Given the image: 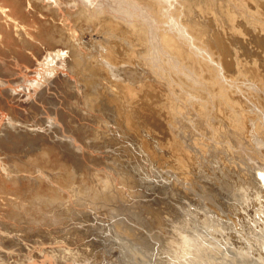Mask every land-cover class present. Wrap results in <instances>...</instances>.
Returning <instances> with one entry per match:
<instances>
[{
    "label": "bare ground",
    "instance_id": "6f19581e",
    "mask_svg": "<svg viewBox=\"0 0 264 264\" xmlns=\"http://www.w3.org/2000/svg\"><path fill=\"white\" fill-rule=\"evenodd\" d=\"M18 1L19 0H17V2ZM47 1L50 6L57 5L58 7L60 6L67 9L68 7L71 9L80 8L76 15L77 18L75 17L78 21L80 20L81 23L85 22L88 26H93L97 24V22L103 21L111 27L112 33L109 34L113 35L117 41L116 43H124L127 41L130 45V52L126 53V56L127 58L130 57L134 59V61L133 63L131 62L133 65L130 64V66H126L127 68L123 66L125 69H122L124 70V78L129 76L132 78L131 80L134 79V82L136 79L138 84L139 82L141 83V87H139V85L136 87L132 82L129 83L127 81L128 83L126 82V84L124 81L126 84L124 85V83L119 80L123 83V86L120 87L123 92L119 88L120 92L124 93V95L129 98V100L127 99L128 101L133 103L137 97L142 96V92L145 90L151 93H159L160 95H156L162 97V103L158 102V107L156 106L157 109L159 111H166L168 115L172 114L171 117L176 118L175 120L178 124L182 127L188 125L189 128L193 130V138L189 139H193L192 144L194 149L195 147L196 149H199V147L202 149L204 146H207V148L210 146L211 149L208 153H212L211 150L217 152L224 151L225 158L227 157L229 162L227 165L225 164L226 168L222 161H220L222 159H218L220 157L217 158L218 154L216 156L217 160L214 159L217 163L221 162V165H224V168L227 170L224 171H226L229 177V182L221 187L220 184L217 185V183L214 182L208 183L204 182L205 180L202 181L201 179L199 180V178L195 180L193 178V190L195 191V193H193V212L198 214L200 212L199 209H202L206 212L205 216L207 217L205 220L212 221V219H214V221L221 224H224L223 222L226 221L225 224H228L230 229L239 234L243 229H246L247 226H250L249 221H255L254 225L256 226V232L258 231L255 246L250 247L249 251H245L242 247L229 248L221 251L215 249L214 242L210 238L211 235L208 236V234L205 235L204 233L202 235L200 233L201 237H199L195 235L198 231H193V264H264V215L257 214L260 209L254 210L256 219L248 216L249 213H246V215L240 214V211H246L250 207H255V205L253 206L252 204H256V202H253L257 198L256 196L264 198V0ZM0 15L2 21H4L3 25L0 24V27L3 26L0 29V85H3L6 81L2 79V77L7 74L13 75V73H11L12 71L10 73L6 71L8 66L5 68V60L1 61L3 55L12 58L10 61L14 63L17 61L18 57L16 55H18L17 53H19V49L21 48L23 51L29 52L30 56L29 59H27L33 60V58L35 59L37 56L33 51V46L38 40L32 37V34L28 31V26L21 22L18 9L5 0H0ZM109 37L111 38V36L103 35V39L97 43L100 48H102L100 51L104 55L100 54L104 57V60L100 63L115 72L120 71L121 68L119 63L121 60H119L118 54L114 50L115 47L113 48V46L110 45L107 46V48V44L105 45V43L111 44L113 41V39ZM11 39H14V42H11ZM107 39H109V41H107ZM50 56L51 60L49 62L39 63L37 59L35 62H30L27 64L28 66L26 65L24 67L28 75H32L35 72L29 70L32 66L37 67V72L42 73V78L45 83L35 81L36 86L42 87L44 85L47 88V85L51 82V79L47 77L50 75L55 76L58 69L65 65V63L62 64L61 61L65 56L63 50L60 52L54 50ZM122 64L123 63H121V65ZM80 65H83V63ZM95 66H97V64ZM78 68H83L82 66L81 68L79 67V61ZM103 69L104 68H102V70ZM115 80L117 82V78ZM246 80L249 84L245 83ZM27 82L30 85L32 84V81L29 79ZM243 85L248 87L245 88ZM115 88L113 89L115 90ZM23 89L28 90L30 93L27 95V98H29L28 101L35 104L37 97L31 94L32 88L23 87ZM113 89L111 90L113 91ZM244 89L247 94L244 92ZM12 90L13 89L6 88L3 92H5V96L8 98H16L21 95L17 89H15V91ZM113 94L116 93L114 92ZM150 95L151 94H149V96ZM247 95H251L253 98ZM102 97L104 99V96ZM124 99L126 100V98ZM124 99L121 100L123 101ZM138 100L141 101V99ZM136 102L138 103L136 106L138 105L141 107L144 105L142 103L140 106V102ZM96 105L98 106V104ZM39 108L42 114L46 115L52 113L54 118L47 117L45 120L50 128L55 129V133L60 137V142L66 140L65 142L73 146L77 151L84 150L82 145L77 144V139L70 135L69 132H67L68 130H64L62 123L57 120L59 113H61L60 110ZM95 108L97 109V107ZM123 108L126 109L127 107ZM139 111L137 110L139 113L138 115L141 114L142 116L144 110L141 113ZM133 113L134 112H132V114ZM170 115L169 119H171ZM174 118L171 119L173 121L170 120L172 126H170V123H167L168 119L165 120L171 129H176L178 125L177 123L176 126H174L175 124L173 125ZM133 121L135 122L134 124H136V121L132 120V123ZM126 122L128 123L131 121L128 119ZM21 126L24 127V132H20L23 131L19 129ZM189 128H187L186 131ZM171 129L170 131H172ZM180 130L179 132H186L185 130ZM39 131H41V128L38 126L31 128L25 127L17 122V119L9 116L6 123L0 125V150L3 148L2 144L4 142H9L13 136L26 139ZM173 132L175 133L174 130ZM194 151L193 155H195ZM223 151L221 153H223ZM206 153H204V155H206ZM202 154L198 155L200 156ZM213 154L215 155V152H213L212 155ZM196 155L195 157H197ZM195 157H193V171L197 165ZM200 158V164L203 163V159L206 161L208 159V157L207 159L202 157L203 159L201 158L202 160L200 161ZM211 160L213 161V159ZM0 162L2 163L3 169V171L0 169V176L6 177L4 182H2V187H0V194L5 193L4 197L2 196L6 201L5 204L11 206L9 211L7 209V212L4 211L5 213H0V218L4 214L10 221H13L7 223L8 221L4 222V220L0 219V264H19L18 262H20V264H31L39 257H46L44 255L45 253H32L31 255H25L20 258L17 256V261L15 260L16 258L13 260L14 256L10 255L9 252L11 250H20L22 246L27 248V250H31L35 247L34 245L38 246L47 242L51 244L55 243L53 247L47 248V257H50L56 264H67L66 261L69 260L76 264H83L88 257L94 259L95 257L92 258V256L85 255L84 247L88 245L92 247L94 243H99L95 239L96 235L95 237L91 235L93 226L88 224L89 218L92 219V215L95 217L96 211L100 210L97 204H85V202H82V197L85 194H81L80 190L76 188H72V195L69 194L67 196L64 188L57 187L53 183L54 180L50 173H47L42 167L37 165L35 166V171L38 177L34 179V182L40 184L41 180H47L50 185L49 192L51 194L41 195L39 190L30 189L25 196L28 197L30 193L33 196L35 195L34 198L23 199L21 195L19 196L16 194L20 190L17 187H19L20 183H23L24 177L21 175L20 168L17 167L16 161H10L8 158H0ZM207 163L203 164L207 165ZM210 164L211 163H209V165ZM201 166L205 168L204 165ZM213 168L214 166L212 170H215ZM197 171H195L196 174ZM231 171H237V177H231ZM204 172L205 171H203V173ZM193 175L195 176V174ZM204 177L205 176L202 178ZM212 178H216V176ZM6 179L12 183L15 187L14 189L7 188L5 190L4 183L7 184ZM101 179L105 184L106 196L110 199L108 201L111 202L109 205H102V207L114 208L112 203L120 201L118 202L119 206L114 208L117 213L116 215H120L121 217L126 213H130L132 216L136 215L137 212L135 210L139 207L136 208L134 206L132 207V205L123 204L126 203L125 199L127 195H129V193L132 194V190L136 187L137 182L134 175L132 176L131 172L129 174L126 172L122 175L121 188L117 187L114 182L115 179H113L112 182L109 180L108 176L105 179L101 177ZM215 180L218 181L217 178ZM29 182L33 183V181ZM134 193L136 194L137 191ZM70 196H72L74 201L71 200ZM257 204L259 205L258 202ZM262 205H264V202ZM1 206L2 203H0V207ZM245 206H247V209ZM94 211L95 215L93 214ZM261 213L264 214V210L261 211ZM97 216L99 215L97 214ZM37 218L40 220H37ZM97 218L98 217L95 219ZM98 219L96 220L97 222ZM83 220L86 222L88 221L87 224H84L85 222L83 223ZM58 221L69 223V226L67 225L68 227L65 228L64 235L60 234L57 236L40 238V234L36 233L34 238H30V236H26L23 233L25 226L29 222H35L39 226L42 224H51L52 222L57 223ZM92 221L93 220H91V222ZM122 222V218L117 219L113 223L114 226L112 225L113 228L115 227L114 229H116V227H118L122 229ZM198 222H200V220ZM104 224L106 225V223ZM122 230L123 233L126 232L129 236L135 235L132 231L135 230V228L132 229L131 227H127ZM95 232H97V230H95ZM118 232L120 231L118 230ZM30 233L32 232L30 231ZM92 233L95 234L93 231ZM111 239L113 240V238ZM125 242L127 243V240ZM91 247L88 248L91 249ZM89 249L87 250L90 251ZM228 250L229 252H226ZM104 255H101L99 258L103 259L106 256ZM90 259L88 258V261ZM109 261L110 260H108V262ZM96 263L98 264L99 262Z\"/></svg>",
    "mask_w": 264,
    "mask_h": 264
},
{
    "label": "rangeland",
    "instance_id": "374dc122",
    "mask_svg": "<svg viewBox=\"0 0 264 264\" xmlns=\"http://www.w3.org/2000/svg\"><path fill=\"white\" fill-rule=\"evenodd\" d=\"M5 1L18 9L21 22L28 26V31L32 34V37L38 41L33 46V51L37 55V58L35 57L33 60H28L30 56L29 52L23 51L21 48L19 49V53H17L18 55H16L18 57L17 61L14 63L10 61L12 58L3 55L1 61L5 60V68L8 66L6 71L9 73L12 71L11 73H13V75L7 74L2 77L6 83L0 85V125L5 124L8 117L11 116L17 119V122L21 123L23 126L29 128L38 126L41 128V131L27 137V140L25 138L13 136L9 142H4L2 144L3 148L0 150V158H8L10 161H16L17 167L20 168V173L25 178L23 177V183H20L19 187H17L20 190L16 194L19 196L21 195L23 199L34 198L35 195L33 196L30 193L28 197L25 196L30 189L39 190L41 195H49L48 193H50V185L47 180H41L40 184L34 182V179L38 177L35 171V166L37 165L42 167L47 173H50L54 180L53 183L57 187L64 188L67 196L69 194L72 195V188H76L80 190L81 194H85L82 197V202H85V204H97L100 208V212L96 211L95 215L94 211L93 214L95 217L92 215V219L89 218L90 220L87 222L93 226L92 231L95 234L91 231V235L93 237L96 235L97 238L95 237V239L99 243H94L96 248L90 245L84 247L85 255L87 254V256L95 258L90 259V257H88L91 261H88L87 258L83 264H97L96 262H99L98 264H193V231H198L199 233L197 232L195 235L199 237H201L200 235H203V233L205 235L208 234V236L211 235L210 238L214 242L215 249L221 251L229 248L233 249L235 247H242L245 251H249L250 247L255 246V240L258 234V231L256 232V226L254 225L255 221L250 222L248 220L250 226H247L246 229H243L239 234L230 229L228 224H225L226 221L223 222L224 224H221L214 221V219H212L214 222L205 220L207 217L205 216L206 212L202 209H199L200 212L198 214L193 212V193H195L193 190V178L195 180L199 178V180H205L204 182L208 183L214 182L223 187V185L225 186L227 182H229V177L226 173L227 170L225 169L229 162L227 157L225 158L223 150V153H221L222 151H218V153L217 151L211 150L212 153L215 152V155H212V153H208L211 149L210 146H208L209 148L204 146L205 149L203 147L202 149H200V147L199 149H196V147L194 149L192 144L193 139H189L193 138V130L189 128L188 125L182 127L176 122V118L171 117L172 114H169L171 119L174 118L175 123L173 122V125L175 124L174 126H176L178 124L176 126L178 131L174 128L171 129V121L173 120L169 119V115L166 111H159L157 109L158 104L162 103V97L156 95L159 93H151L145 90L142 92L141 97H137L141 99V101L137 98L133 103L128 101L129 98L122 93L123 91L120 88L123 86L124 81L125 83L127 81L129 83L132 82L136 87L138 85L141 87V83L139 82L138 84L136 79L134 82V79L131 80L132 78L127 75L125 76L129 78H124V68L130 66L131 62L133 63L134 61V59L130 57L127 58L126 56V53L130 52V45L127 41H123L124 43L118 42L119 44L116 43L117 41L113 35L109 34L112 33L111 27L103 21L97 22V24L93 26H88L87 23H81L80 20L78 21L76 15L80 8L71 9L68 7L67 9L60 6L58 7L57 5L50 6L47 0ZM0 24H4L1 15ZM2 27H0V29ZM103 35L111 36V38H109L113 39L111 44L105 43V45L107 44L106 47L110 45L113 46V48L115 47L114 50L118 54L119 60H121V62L119 61L120 71L115 72L100 63L104 60V57H102L103 54L100 51L102 48H100L97 43L103 39ZM14 39H11V42H14ZM107 41H109V39H107ZM53 49L59 52L63 50L65 56L61 61L62 64L65 63V65L58 69L55 76L50 75L51 78L50 76L47 77L51 79L47 88L43 84L42 87L36 86L35 81L45 83L42 78V73L37 72V67L32 66L29 70L35 72L32 75H28L24 67L30 62H35L37 59L39 63L49 62L51 60L50 55L54 52ZM78 61L79 67L81 68L82 66V69L78 68ZM80 62L83 63V65H80ZM95 62L97 66H95ZM121 63L124 65H121ZM101 67L104 69L102 70ZM116 78L117 82L115 80ZM28 79L32 81L31 85L27 82ZM125 83L124 85L127 84ZM245 83L249 84L247 80ZM244 85L243 87H248ZM23 87L32 88L31 94L37 97L35 104L28 101L29 98H27V95L30 93L28 90L23 89ZM112 87H116V91ZM6 88L13 89L12 91L17 89L21 95L16 98H8L5 96V92H3ZM119 88L122 92H120ZM111 89H113L116 94H113L114 92ZM244 92L247 94L245 89ZM255 92L257 93L256 90ZM149 94L151 95L149 96ZM145 95L148 96L146 97ZM102 96H104V99ZM247 96L250 98L252 97L251 95ZM143 97H146L147 100ZM124 98H126V100ZM121 99L124 100L122 101ZM136 101L140 102V106L142 103L144 105L141 107L138 105L136 106V104H138ZM96 104H98V106ZM39 107L60 110L61 113H59L57 120L62 123L64 130H68L67 132L77 139V144L82 145L84 150L77 151L73 146L68 145L65 142L66 140L60 142V137L55 133V129L50 128L45 120L47 117H53L52 113L46 115L42 114L39 111ZM95 107H97V109ZM99 107L102 110H100ZM123 107L127 108L124 109ZM137 110H140V113L144 110L142 116L141 114L138 115L139 113ZM132 112L137 115H133ZM127 118L131 122L127 123ZM166 119H168L167 123H170V126L167 125ZM132 120L136 121L137 126L134 124V121L132 123ZM180 128L185 131L187 128L189 129L186 131L187 133L184 131L183 133ZM19 129L23 130L20 132H24V127L21 126ZM170 129L172 131H170ZM179 130L181 132H179ZM206 148L209 150L207 151ZM193 151L195 155L197 154V157L193 155ZM204 153L208 156L204 155ZM198 154L204 155H200L201 158L207 159L208 157V163L202 158L203 161ZM221 154H224V158ZM198 156L200 161L202 160V162L207 163V165L202 162V164H200ZM216 156L217 158L220 157L218 159H222L220 161H222L224 165L226 164L225 168L224 165H221L222 163L220 161V163L215 161V159L217 160ZM193 157L196 158L195 161L197 162H195L197 165L194 171ZM211 159H213V161ZM209 163L212 165H209ZM201 165L206 166L204 168ZM213 166L217 174L215 170H212ZM0 169L3 171L1 162ZM222 170L226 171L223 173ZM195 171H197V174ZM203 171L205 172L203 173ZM126 172H128V174L131 172L132 176L134 175L137 184L135 189L132 190V194L129 193V195H127L125 199L126 203L123 204L139 208H137V210H135L136 208L134 209L137 212L136 215L132 216L130 213H126L121 217L120 215H116L117 213L114 209L119 206L118 202L120 201L112 203L114 208L102 207V205H109L111 202L108 201L110 199L106 196L105 184L101 177L105 179L108 176L111 182L115 179V184L117 187L121 188L122 175ZM236 173L237 171H231V177H237ZM193 174H195V176ZM203 176L205 177L202 178ZM214 176H216L218 181L215 180L216 178H212ZM5 178L6 177L0 176V187H2V182H4ZM28 180L33 181V183ZM4 186L5 190L7 188H15L9 181H7V184L4 183ZM133 191H137V193L135 194ZM4 195L5 193L0 194V203H2L0 213H5L7 209L9 211L11 208V206L5 204ZM70 197L71 200L74 201L72 196ZM256 197L257 198L253 201L256 202V204L252 202V205H255V207H250L246 211H240V214L246 215V213H249L248 216L256 219L254 210L260 209V213L258 212L257 214L264 215L261 213V211L264 210V205H262L264 198L259 196ZM245 207L247 209V206ZM97 214L99 216H97ZM198 215H201L200 218ZM96 217L99 218H97L98 222L96 221L97 219H95ZM121 218L123 221L121 223L122 229L127 227H131L132 229L135 228V230H132L135 235L129 236L128 233H123L121 228L119 229L116 227L120 232L114 229L115 227L113 228V223ZM0 219L4 220V222L8 221L7 223L13 222L10 221L6 215L4 216V214ZM198 219L200 222H198ZM37 220L40 219L37 218ZM91 220L93 221L91 222ZM87 222L83 220L84 224H87ZM103 222L106 223V225ZM67 225L69 226V223L60 221L39 226L35 222H29L26 225L27 228L25 226L23 233L26 236H30V238H34L36 233L40 234V238L57 236L60 234L64 235L65 228L68 227ZM29 230L32 233H30ZM95 230H97V232H95ZM111 238H113V240ZM126 240L127 243L125 242ZM54 244L55 243L51 244L47 242L38 246L34 245L35 247L31 250H27V248L22 246L20 250H11L9 253L14 256L13 260L16 258L15 260L17 261V256L20 258L25 255H31L32 253H45L44 255L46 257H39L31 264H56L50 257H47V250L53 247ZM88 247H91V249ZM226 252H229V250ZM101 255L105 257L103 259L99 258ZM108 260L110 261L108 262ZM18 263L20 264V262ZM66 263L76 264L71 260L66 261Z\"/></svg>",
    "mask_w": 264,
    "mask_h": 264
}]
</instances>
